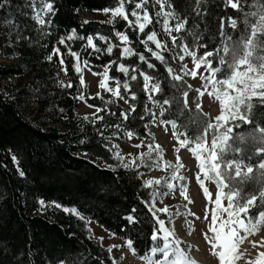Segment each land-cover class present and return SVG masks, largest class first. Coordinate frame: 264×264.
Masks as SVG:
<instances>
[{
  "label": "trees",
  "instance_id": "obj_1",
  "mask_svg": "<svg viewBox=\"0 0 264 264\" xmlns=\"http://www.w3.org/2000/svg\"><path fill=\"white\" fill-rule=\"evenodd\" d=\"M43 1L51 3L53 10L46 15L45 24L39 25L33 0H0V264H121L108 247L92 237L85 218L127 246L131 241L128 247L133 257L145 259L163 244L152 239L153 234L163 233L157 232L159 225L148 203L150 186L143 174L149 167L121 155L111 138L125 129L152 146L150 101L158 107L161 121L176 122L175 132L191 138L188 144L198 143L202 139L196 137L204 139L213 132L204 133L206 123H211L209 115L187 106L184 93L189 84L183 78L172 79L180 64L165 42L156 9L158 0H147L140 10L131 0ZM164 1L176 23H184L175 32V44L187 46L197 59H206L211 70L220 69L218 80L226 78L229 69L220 64L216 53L223 55L225 46L239 52L246 43L244 37L252 38L250 25L258 23L264 11V0H237V9L226 7L225 0ZM121 4L132 26L122 17H113ZM134 10L141 23L144 11L149 15L144 32L131 16ZM99 11H110L111 15L107 19L86 17ZM233 19L235 28L229 26ZM118 32L128 40L121 41ZM153 32L161 48L154 42H143ZM89 37L95 47L88 45ZM253 39L251 51H263L264 33ZM110 46L113 51L108 53ZM124 48H129L130 54H125ZM149 49L163 60L156 59ZM209 52L213 55L206 56ZM148 63L155 67L149 68ZM77 65L93 73L107 69L127 108L115 100L89 96ZM120 65L128 72L120 71ZM144 76L160 90L150 91L153 85L148 82L146 89ZM79 99L96 112L79 114ZM164 100L169 103L163 104ZM249 102L252 106L246 120L229 124L233 131L228 133L217 161L222 172L231 174L224 179L226 191L259 197L264 191V170L258 167L264 162L259 151L264 148V133L260 131L264 129V103L258 97ZM116 153L132 166L123 167ZM229 161L233 167L239 163L245 168L241 177H235L233 167L226 168ZM249 166L253 172L244 179ZM73 208L79 215L64 211ZM260 210L253 208L249 215L256 218ZM157 216L168 224L164 213Z\"/></svg>",
  "mask_w": 264,
  "mask_h": 264
},
{
  "label": "rangeland",
  "instance_id": "obj_2",
  "mask_svg": "<svg viewBox=\"0 0 264 264\" xmlns=\"http://www.w3.org/2000/svg\"><path fill=\"white\" fill-rule=\"evenodd\" d=\"M232 2L236 3L237 0H232ZM46 4L51 3L43 0H33L34 18L39 25L45 24V17L50 13L46 10H42ZM156 9L159 13V20L167 47L175 54L180 64L177 74L190 86L187 92L188 96L185 97L187 106L193 108L199 105L198 108L209 115L211 123L216 124L217 121L215 117L221 113L220 103L216 99L217 89H214L211 83L205 80V77H212L213 80L219 81L216 77V73L213 74L208 64H201L200 68L196 69L195 64L204 59L195 58L194 60L193 55L189 51H184L183 45H176L175 42H173L177 23L174 14L171 12L170 8L165 5L164 0L157 1ZM37 13H39L40 18L44 20L43 24L36 18ZM110 15V11H99L92 14L87 13L86 17L107 19ZM166 25L167 28L172 29L171 32L166 30ZM259 32L264 33V31H258L257 33ZM251 39H253V37ZM249 44L252 46L253 41L250 40ZM249 50H253V48L244 49V51ZM257 56L264 57V50L261 52H252L250 62L253 63L256 71L249 73V75L253 77H257L260 74L258 66L259 61L256 59ZM180 57H183V59H180ZM246 67V65H243L240 70H246ZM80 69L89 96L97 95L105 100H115L122 103L127 108V105L121 101L119 95H113L114 91H119V87L117 82L109 78L107 73L108 79L105 80V73H93L85 66ZM190 71H196L197 76L193 77L190 74H186ZM101 82L105 84V87L100 86ZM147 82L153 85V82L149 80H147ZM206 83L207 87H202ZM217 88L221 94L224 91H227L230 96L236 94L234 90L227 89V86L221 87L217 85ZM109 89H111V91ZM198 90L204 94L198 95ZM150 109L152 119L149 127L153 141L152 146L145 145L140 138L125 129L119 135L111 138L112 144L117 147L121 155L129 156L132 160L138 159L139 162L143 163L145 168L149 167V170L143 174L145 182L160 181L159 184L152 183L149 185L148 203L150 206L154 205L157 209L164 207L169 209L168 213H164V219L168 221V224L165 223L166 228L174 232V237H172V239L177 240L179 247L185 250L186 254L195 261V264H219L218 257L212 254L213 249L204 236V233L209 229L210 221H205L203 217L206 212L209 217L211 216L212 211L216 210L215 204L213 200H210L203 192L204 188H208L209 194L212 195L221 193V189L217 187L215 180H207L204 177L203 172L199 170V166L204 160L209 158V153L213 151L211 143L214 137L222 136L229 127L231 120L227 123L220 122L221 126L214 130V134L213 132L209 133L204 139L198 142L203 145V148L197 149L196 152H194L192 149L196 148L197 143L187 144L182 148L180 146V141L177 139V135L174 134L175 129L172 128L171 122L160 120L159 109L152 101H150ZM243 110L244 105H241L242 114ZM77 111L79 114L86 115L95 113L96 109L87 105L82 99H79ZM225 115H228V113L225 112ZM129 133L132 135L129 136ZM216 144L217 147L215 151L218 156L224 143H221L220 139H216ZM197 152L200 154V159H197ZM234 169L235 166L233 167V170ZM244 169L245 168L241 166V170ZM205 170H207V164L205 165ZM197 176L199 179L195 178ZM201 182H203V188L200 187ZM168 185H172V187L169 188ZM181 191L184 192V195H180ZM228 193L229 192L226 191L225 188L222 190L223 207H227L228 201L226 197ZM185 196L188 197L187 200ZM218 215L221 219H227V213L218 212ZM197 217H199V219ZM85 219L92 237L108 247L111 255L118 259L121 264H146L145 259L138 260L133 257L126 242L109 235L99 225L87 218ZM255 219H259V217L257 216ZM209 235H211V233H209ZM240 235L242 237V242L237 245V250L238 252H245L243 249H245L246 246L248 247V243H264V224L260 225L252 234L246 235L241 231ZM149 256H152L158 264L160 255L156 257L151 253ZM240 261H237L236 264H240Z\"/></svg>",
  "mask_w": 264,
  "mask_h": 264
},
{
  "label": "snow or ice",
  "instance_id": "obj_3",
  "mask_svg": "<svg viewBox=\"0 0 264 264\" xmlns=\"http://www.w3.org/2000/svg\"><path fill=\"white\" fill-rule=\"evenodd\" d=\"M132 3L135 4V9L140 10L143 8L144 5L147 4V0H139V2H136V0H131ZM233 9H237L239 7V2L233 3L232 0H225V6H229ZM47 12H52L53 8L51 4H46L44 9ZM248 13L245 14V21L244 23H248ZM255 15V13L251 14ZM122 17L125 21L128 22L129 26L133 25V21L128 20V15L124 12L123 4H121L120 7H117L113 12V17ZM131 16L135 18V24L139 26L140 32H144L146 23L150 22L149 15L147 11H144L143 14V21L144 23H141V16L138 13V11H132ZM41 24L44 23V20L40 18L39 13H37L36 17ZM230 27L235 28L236 27V21L233 19L230 21L229 24ZM184 27V23L177 21L175 31L179 32ZM251 27V36L253 38L257 37L258 31H264V11L259 15V22L258 23H252L250 25ZM166 30L171 32L172 29L167 28ZM117 36H119L121 41H127L128 37L126 35H122L121 33H117ZM71 39V37H69ZM103 39V37H101ZM244 39L246 40V43H244L242 46H240V51L238 52L235 48L230 49L229 47L225 46L222 48L221 55L220 52H217L216 55L220 56V64L221 65H227V68L229 69V74L226 78L215 81L212 79V77H205V80L208 83H211L212 87L214 89H217L216 91V99L220 103L221 113L215 117V120L217 121L216 124H212L210 122L206 123V128L204 129V133L207 134L209 130L218 129L221 124L220 122L227 123L229 120L231 121H237L244 122L247 117V110L251 108V99L253 97H258L260 103H264V57L257 56L256 59L259 61V75L257 77H253L249 75V73H253L256 71V68L253 66V63L250 62V58L252 57V51H244V49H250L253 48L249 41H253V39L245 36ZM176 38L173 37V42H175ZM154 42L156 48H161L162 45L157 40L156 34L153 32L152 34H148L146 37V40L143 41L144 43L147 42ZM60 43H64L63 40L60 41ZM88 45L95 47L93 44V39L91 37L87 40ZM257 43H260V41H257ZM113 51V48L110 46L107 48V52L111 53ZM150 52H152V55L156 57V59L163 60V57L160 56L158 53L153 52L151 49H149ZM184 51L188 52L187 46H184ZM56 52H59V49H56ZM125 54H130L131 50L129 48H124ZM73 56H76V53H70ZM193 55V58L195 60V53H191ZM213 53L209 52L206 54V56H212ZM231 57V59H227V57ZM51 59V57H49ZM139 59L141 61H145L144 56H140ZM180 59H183V57H180ZM77 60L79 58L77 57ZM61 63H63V60H61ZM209 63L206 59L201 60L199 63L195 64V68L199 69L201 64H207ZM246 65V70H240L241 66ZM149 68L155 67V65L148 63ZM76 71L79 73L81 71L79 65L76 67ZM120 71L127 73L128 69L125 68L123 65H120ZM213 74L220 72V69H214L212 70ZM168 72L171 73L172 69H168ZM107 69H105V80L108 79L107 77ZM186 74H190L193 77L197 76L196 71H190ZM143 75V74H142ZM131 79L135 80L136 76H132ZM149 77L144 76L145 80V88H148L147 80ZM173 80L179 81L181 77L179 75H174L172 77ZM81 83L83 84V78L81 77ZM217 85L219 86H227V89H232L235 91L234 96H230L227 91H224L222 94L220 93L219 89L217 88ZM71 87V85H68ZM101 87H105V84L101 82ZM125 89L127 90V85H124ZM207 87V83L202 86ZM111 91V89H109ZM160 86L153 85L151 91H159ZM204 93L198 90V95H203ZM113 95H119V91L116 90L113 92ZM184 96L187 97L188 93L185 92ZM151 99V97H149ZM169 101L164 100L163 104H168ZM241 105H244L243 114L241 111ZM199 107V105H198ZM97 111H100L97 109ZM225 112L228 113V115H225ZM163 115V108L161 111V116ZM126 118V117H125ZM171 126L173 129H178V125L176 122L172 121ZM233 129L231 127H228L226 129V132L220 136V137H214L211 143V148L213 151L209 153V158L207 160H204L200 166L199 170L203 172L204 177L207 180H215L216 185L218 188L221 189V193L216 194H209V189L204 188L203 194L205 196H208L210 200H213L215 204V209L211 213V216L205 213V216L203 219L205 221H210L209 229L207 232L204 233L205 239L208 241V243L211 245V248L213 249V255L217 256L219 259V264H236L237 261L242 260L244 257L243 252H238L237 245L242 242V237L240 235V232L243 231V233L252 234L260 225L264 224V191H260L259 197L256 195H250V196H244L241 197V193L239 191H231L227 194V207L222 206V190L227 187L224 183L225 178H231L230 172L227 170L222 172L221 171V164L216 162L217 152L215 151L217 144L216 139H220L221 143H224L228 141V133H231ZM262 133H264V129H260ZM175 135H177V139L180 141V146L183 148L185 145L189 143V138L186 133H178L175 132ZM129 136L132 134L129 133ZM183 136V139H180V137ZM195 139L200 140L203 139V137H196ZM175 146V142H174ZM203 145L200 143L196 144V148L192 149V151L196 152L197 149H202ZM261 154H264V148H261L260 150ZM221 152H223V149H221ZM150 154V153H149ZM116 158L121 160L122 166L125 168L131 167V163H124V158L119 155V153H116ZM200 154L197 152V159H200ZM16 158L13 157V160ZM207 164V170H205V165ZM233 162L229 161L227 162L226 168L232 169ZM259 169L264 170V162L259 163L258 165ZM235 177L239 178L242 176L241 173V166L239 163L235 164ZM253 168L251 166L247 167V173H244V179H247L248 173H252ZM211 173V174H210ZM23 175V172L20 173ZM175 178V177H174ZM196 179H199V177H195ZM148 185H151L152 183L159 184L160 181H147ZM169 188L172 187V185H168ZM200 187L203 186V182L200 183ZM180 195H184V192L181 191ZM234 197H237V199H234ZM185 199L187 200L188 197L185 196ZM259 199L261 201L260 205H257L256 201ZM41 205L44 204L43 201L40 202ZM56 207H60L59 205H56ZM260 207L262 210L258 212L259 219H255L254 217L250 216V212L253 208ZM64 211L68 212L71 211L73 214L79 215V213L76 211V209H64ZM150 211H152L153 216L156 217L157 224L159 225V228L157 229L158 233H163L162 236H158L156 234H153L152 239L154 241L156 240H162V245H157L156 248L152 249L153 255L156 253H159V255L162 257V259L159 260L158 264H195V261H193L188 254H186L185 250L181 249L179 247V244L177 240L171 239L174 237V232L170 231L168 228L165 227V221L163 219H160L159 216H157L158 212L168 213L169 209L167 207L164 208H155L154 205L150 206ZM219 213H227V219H221L218 215ZM82 218V217H81ZM199 219V217H197ZM129 220L132 219V217H128ZM219 221V223H218ZM211 233V235H209ZM128 246H132V242L128 241ZM253 247H256L254 244ZM259 257L264 258V252H261L258 254ZM146 264H157V261L152 258V256H145ZM248 264H264V259L258 260V261H248Z\"/></svg>",
  "mask_w": 264,
  "mask_h": 264
},
{
  "label": "bare ground",
  "instance_id": "obj_4",
  "mask_svg": "<svg viewBox=\"0 0 264 264\" xmlns=\"http://www.w3.org/2000/svg\"><path fill=\"white\" fill-rule=\"evenodd\" d=\"M248 247L246 246L245 252L243 251V253L245 254L244 257L242 258V260L240 261V264H248V261H258V260H262L264 258L259 257V253L264 252V243L258 244L255 243L256 247H253L254 244H250L248 243Z\"/></svg>",
  "mask_w": 264,
  "mask_h": 264
}]
</instances>
